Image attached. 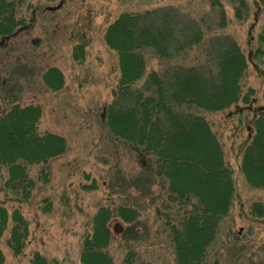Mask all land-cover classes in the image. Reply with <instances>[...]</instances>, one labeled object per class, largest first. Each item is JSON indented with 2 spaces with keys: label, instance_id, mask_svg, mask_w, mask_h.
<instances>
[{
  "label": "rangeland",
  "instance_id": "obj_1",
  "mask_svg": "<svg viewBox=\"0 0 264 264\" xmlns=\"http://www.w3.org/2000/svg\"><path fill=\"white\" fill-rule=\"evenodd\" d=\"M212 1L25 0L17 6L15 17L21 24L16 33L5 39L0 36V116L12 105L39 106L38 132L62 136L67 150L46 165L28 167L29 176L37 181L29 200L17 201L0 191V203L9 213L19 210L29 229L20 255L6 245L10 225L0 238L5 264H30L34 252L58 264H82L83 242L92 235L94 217L102 208L110 213L106 253L112 264H124L128 256L129 264H176L170 226L181 221L184 210L169 197L167 181L145 171L136 159V150L104 125L105 108L120 78L117 53L105 44L104 33L122 13L163 7L201 20L212 15ZM219 2L226 26L219 30L215 25L209 27L211 33L228 34L244 55L246 71L240 85L247 100L204 113L234 182L229 211L206 250L205 262L260 264L264 186L250 185L240 168L254 129L253 118L264 115V0H244L242 7L237 0ZM237 10L240 17H236ZM78 44L85 50L83 62L72 55ZM144 55L143 79L181 60L161 59L151 51ZM197 55L192 50L187 60ZM52 67L63 76L58 90L50 89L42 77ZM45 167L49 174L44 184L37 178ZM121 207L135 209L137 219H121ZM116 223L123 227L120 233L113 231Z\"/></svg>",
  "mask_w": 264,
  "mask_h": 264
},
{
  "label": "trees",
  "instance_id": "obj_2",
  "mask_svg": "<svg viewBox=\"0 0 264 264\" xmlns=\"http://www.w3.org/2000/svg\"><path fill=\"white\" fill-rule=\"evenodd\" d=\"M23 1L0 0L2 38L16 33L21 24L16 20V9ZM237 2L241 7L245 4L244 0ZM211 6L215 8L212 15L201 20L170 7L122 13L104 33L105 44L117 53L120 71L113 99L105 108L104 125L136 150V159L145 171L167 181L169 197L184 210L181 221L170 226L176 264H207L206 250L234 197L232 171L204 113L247 100L240 85L246 60L228 34L211 33L209 26L215 25L217 30L226 26L219 0H213ZM240 16L237 10L236 17ZM203 25L208 27L203 29ZM192 50L199 55L188 61ZM146 51L168 61L181 60L143 79ZM84 54L83 45L74 47L75 60L83 62ZM42 77L50 89L61 88L63 76L57 68H49ZM40 117L39 106L18 104L0 116V191L10 193L17 201L29 200L37 185L28 167L46 165L67 150L62 136L38 132ZM253 126L240 169L250 185L263 187L264 115L255 116ZM48 174L45 167L37 179L45 184ZM119 216L134 222L138 213L121 207ZM109 218L105 208L94 217L93 233L82 245V264H112L106 253L111 235ZM9 225L6 245L14 255H20L29 235L28 222L19 210L9 213L0 203V238ZM129 261L128 256L124 264ZM0 264H5L1 249ZM30 264L58 263L34 252ZM260 264H264V254Z\"/></svg>",
  "mask_w": 264,
  "mask_h": 264
},
{
  "label": "water",
  "instance_id": "obj_3",
  "mask_svg": "<svg viewBox=\"0 0 264 264\" xmlns=\"http://www.w3.org/2000/svg\"><path fill=\"white\" fill-rule=\"evenodd\" d=\"M123 227L121 224L119 223H116L113 227V231L116 232V233H120L122 231Z\"/></svg>",
  "mask_w": 264,
  "mask_h": 264
}]
</instances>
